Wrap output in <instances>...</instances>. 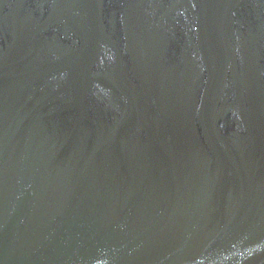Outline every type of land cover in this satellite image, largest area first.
<instances>
[{
	"label": "water",
	"instance_id": "water-1",
	"mask_svg": "<svg viewBox=\"0 0 264 264\" xmlns=\"http://www.w3.org/2000/svg\"><path fill=\"white\" fill-rule=\"evenodd\" d=\"M0 264H264V0H0Z\"/></svg>",
	"mask_w": 264,
	"mask_h": 264
}]
</instances>
